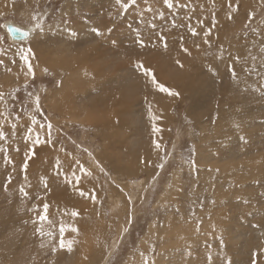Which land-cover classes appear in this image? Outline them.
<instances>
[{
    "label": "rangeland",
    "instance_id": "rangeland-1",
    "mask_svg": "<svg viewBox=\"0 0 264 264\" xmlns=\"http://www.w3.org/2000/svg\"><path fill=\"white\" fill-rule=\"evenodd\" d=\"M172 3L0 0V264H264V0ZM33 16L44 34L10 41L3 23ZM29 46L34 78L17 55ZM33 120L51 122L52 143L29 158ZM44 203L51 223H34Z\"/></svg>",
    "mask_w": 264,
    "mask_h": 264
},
{
    "label": "snow or ice",
    "instance_id": "snow-or-ice-1",
    "mask_svg": "<svg viewBox=\"0 0 264 264\" xmlns=\"http://www.w3.org/2000/svg\"><path fill=\"white\" fill-rule=\"evenodd\" d=\"M115 3L117 5H119L120 8H122L124 10H127L130 7V5H135L137 3V0H128L127 3L122 2V0H115ZM164 3L168 6V8L173 7L172 0H164ZM235 10H237V11L239 10V6L238 5L236 6ZM232 11H233V7H232L231 4H229L228 20H232L233 19ZM250 18H251V16H250ZM32 19L35 21V24H34V27L30 31L21 30L20 28L12 29V31L18 36V38L21 41L32 42L34 36L38 38L40 35L44 34L45 29H44L43 23L41 22V18L37 17V16H33ZM215 23H216V21H215V17H214L213 18V27H215ZM173 26L175 27V24ZM153 27H154V25H153ZM93 31L96 33L97 36L102 35V33L98 29H93ZM189 31L191 32V34L193 36L198 35L197 31L194 28H190ZM210 31L211 30H208V31L204 32L205 38H207L209 36ZM253 31H255V29H253ZM69 35L73 39L76 37V33L75 32H70ZM158 38H159L160 42L163 44V46L165 48H167V39H166V37L163 36V35H160ZM181 40H183V38H181ZM136 43L141 48L147 47V45L145 44L144 40L140 37L139 33H137ZM204 43L207 44L209 42H208L207 39H205ZM112 44H113V46H116L117 41L113 40ZM181 47H182L183 51H185V52L188 51L186 48H183V44H181ZM261 51H264V48H262ZM17 55L19 56V60L26 66V75L32 76L34 78L35 73H34V68H33L32 61L34 59H36V57H35V53H34L32 47L31 46H29V47H21L18 50ZM0 63H3V61H0ZM13 63H15V61H13ZM177 63H179V61H177ZM136 67H137V71H140L142 73V75L144 77H146L150 81V83L152 84V86L156 90H158L159 92L164 93V94H166L168 96H171V97H178L179 96V93H177V92L171 90L170 88L164 86L163 84L159 83L157 78L155 77L153 71L150 68L146 67L143 64V62H139L136 65ZM209 70L211 71V69H209ZM9 71H10V69H9ZM45 71H47V69H45ZM29 95H31V93H29ZM0 98H2V94H0ZM35 107H36V110L39 112L40 111L39 97H36V99H35ZM154 119H155V117H154ZM32 123H33V125H38L39 131H37L34 136L29 135L28 140H29V143H30L31 146H29V143H26V147L28 148V152L30 153V157L29 158H31V156H35L36 155V152H35V147L36 146H39V145H42V144H50V143H52V127L53 126H52L51 122H37V121L33 120ZM31 131L32 130L30 129V132ZM152 131H153V133H158V132L161 131V129L154 125L153 128H152ZM40 133H44V137L43 138L41 137ZM5 139H6V136L4 134V131H3L2 128H0V141H3ZM244 139H245L244 137H241L242 141H244ZM153 143L155 144V147L157 149H159L161 147V145L159 143H157L155 140L153 141ZM0 151H3V150L0 149ZM77 164H79V161H77ZM59 166L60 165H59V161H58L56 167L58 168ZM159 167L162 169L163 168V164H160ZM23 170L25 171V173L27 172V162H25V164L23 165ZM80 170L81 171H85L86 175L91 176V172L85 170L83 168V166L80 167ZM100 171L103 172L104 170L100 169ZM105 175H107V174L105 173ZM25 179H27L26 175H25ZM10 183H11V178H9L8 182L4 185L5 191H7L8 184H10ZM20 193H21L22 197H27L29 195V193L23 187L20 188ZM80 195L84 196L85 193L83 191H81ZM90 198L93 201V203L96 202L97 196L95 194V191H93V193L91 194ZM129 203H131V198L130 197H129ZM48 211H49V205L47 203H44L42 212H41V214H39L38 218L34 221V223H37V224L49 223L50 224L51 222L49 221V218H48ZM78 215L79 214L77 212H73L72 213L73 217H76ZM132 223H133V218L130 216L128 218V220H127V226L123 229L124 233H127L130 230V226L132 225ZM65 231H66L65 227L61 226L60 229H59L58 245H59V248H61V249L67 248L68 251H71L72 250V246H73L75 241L72 240V239L66 240L65 239ZM35 232L41 237H44L45 235H47L49 237L52 236L51 232L45 233L43 228H41V227H37L35 229ZM71 232L78 234L79 230L77 228H75V227H72L71 228ZM118 239L122 240L123 236L121 235ZM44 246L45 245H44V243L42 241L41 242V247H44ZM52 251L53 252L56 251V247L55 246L52 248ZM152 251L155 252V246H153ZM258 255H259L258 253H253L251 264H258V261H257V256ZM145 264H147V262H145Z\"/></svg>",
    "mask_w": 264,
    "mask_h": 264
},
{
    "label": "bare ground",
    "instance_id": "bare-ground-1",
    "mask_svg": "<svg viewBox=\"0 0 264 264\" xmlns=\"http://www.w3.org/2000/svg\"><path fill=\"white\" fill-rule=\"evenodd\" d=\"M14 28H20L21 30H25V31H30L33 27H19L18 25H15L13 22H10V21H6V22H4L3 23V29L5 30V32L7 33V35H8V37H9V40L10 41H12V42H14V44L15 43H25L24 41H21L20 39H15V38H13L12 36H11V34H10V30L11 29H14ZM189 40V39H188ZM189 46V45H188ZM171 85V84H170ZM134 112V111H133ZM122 114V113H121ZM49 204V203H48ZM66 210V209H65ZM66 216H64V218H65ZM72 227H75V228H77L79 231H83L84 230V228L85 229H87L86 227H82V225L81 224H79V223H76V222H74V223H72ZM71 225H69V230H71ZM94 232V231H93ZM73 233V232H72ZM95 233V232H94ZM74 234V233H73ZM88 234V233H87ZM90 235V234H89ZM89 235H87V236H89ZM73 240H74V238H73ZM71 253V252H70Z\"/></svg>",
    "mask_w": 264,
    "mask_h": 264
},
{
    "label": "water",
    "instance_id": "water-1",
    "mask_svg": "<svg viewBox=\"0 0 264 264\" xmlns=\"http://www.w3.org/2000/svg\"><path fill=\"white\" fill-rule=\"evenodd\" d=\"M10 34L13 38L19 39L18 36L12 31V29L10 30Z\"/></svg>",
    "mask_w": 264,
    "mask_h": 264
}]
</instances>
